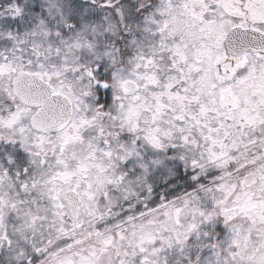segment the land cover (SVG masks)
I'll return each mask as SVG.
<instances>
[{
  "label": "snow or ice",
  "instance_id": "1",
  "mask_svg": "<svg viewBox=\"0 0 264 264\" xmlns=\"http://www.w3.org/2000/svg\"><path fill=\"white\" fill-rule=\"evenodd\" d=\"M0 264H264V0H0Z\"/></svg>",
  "mask_w": 264,
  "mask_h": 264
}]
</instances>
